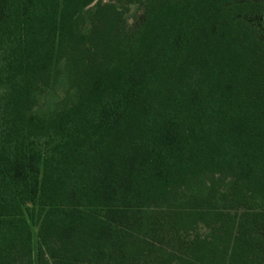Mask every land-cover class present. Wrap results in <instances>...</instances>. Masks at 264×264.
<instances>
[{"label": "trees", "instance_id": "trees-1", "mask_svg": "<svg viewBox=\"0 0 264 264\" xmlns=\"http://www.w3.org/2000/svg\"><path fill=\"white\" fill-rule=\"evenodd\" d=\"M0 264H264V0H0Z\"/></svg>", "mask_w": 264, "mask_h": 264}]
</instances>
